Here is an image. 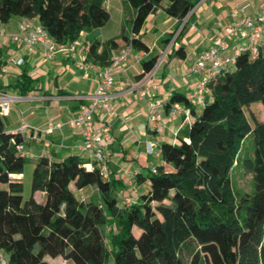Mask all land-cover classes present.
Returning <instances> with one entry per match:
<instances>
[{
    "label": "trees",
    "instance_id": "obj_1",
    "mask_svg": "<svg viewBox=\"0 0 264 264\" xmlns=\"http://www.w3.org/2000/svg\"><path fill=\"white\" fill-rule=\"evenodd\" d=\"M104 1L0 0V21L34 18L56 42L66 43L110 19ZM127 1L136 10L132 31L138 33L157 7L183 20L198 0ZM127 40L148 49L137 37ZM114 43L107 41L110 47ZM99 46L98 40L85 41L90 58L107 65L109 50L98 51ZM156 61L157 56L145 61L144 72ZM30 83L24 72L16 86ZM208 85L210 95L199 111L186 95L172 97L189 107L187 139L161 144L162 160L173 169L159 164L155 172L139 175L137 198L124 207L114 193L115 181L76 153L61 159L39 156L26 199L23 182L13 177L24 173L26 157L16 145L25 140L6 130L0 118V250L8 261L49 264L46 256H62L73 264H107L111 253L112 264H264V119L251 121L245 113L254 102L264 107V44L256 54L240 52ZM249 135L253 154L244 165L252 173V194L236 192L231 178ZM147 180L149 188L142 185ZM71 184L97 186L102 204L80 200ZM36 190L45 192L44 202L35 199ZM110 221L107 242L104 229Z\"/></svg>",
    "mask_w": 264,
    "mask_h": 264
},
{
    "label": "crops",
    "instance_id": "obj_2",
    "mask_svg": "<svg viewBox=\"0 0 264 264\" xmlns=\"http://www.w3.org/2000/svg\"><path fill=\"white\" fill-rule=\"evenodd\" d=\"M262 0H198L188 15L179 20L169 15L161 6L148 14L140 31L134 33L132 24L136 14L135 8L127 0H105L104 5L110 12V19L102 26L82 31L75 40L84 46L86 63L92 62L94 68L80 67L81 58L78 51H57L53 60L44 57L41 47L34 45L25 48L6 37L0 40V64L6 65L11 56L23 57L21 65L8 64V71L0 73V88L18 96L11 106L9 115H0L6 130L15 129L23 120L34 126L45 129L51 122L60 123L50 132L40 131L37 136L31 132L25 138L26 148L32 153L29 159L32 168L35 160L42 154L50 159H61L76 153L86 161L87 166L99 164L90 161L85 152L81 151L83 136L80 130L68 123L70 116L76 114L83 105L91 103L89 95L94 92L100 81L99 70L105 66L94 62L85 47L86 40H98L101 51L105 46L109 50L110 58L119 52L129 41L127 38L137 37L148 46L147 50L134 47V54L123 60L117 67L115 79L110 88L111 102L115 106V113L107 116L114 135L113 142L108 148V177L115 181V194L119 198L124 195L138 193L137 178L151 171L153 166L163 164L166 169L172 166L165 163L161 157V144L171 142L178 144L186 137L189 127L188 120L183 113L171 114L175 105H186L173 99L176 94L187 97L193 90V82L200 73L188 74L198 54L212 45L215 38L221 37L224 27L241 20L247 15H255L259 11ZM166 3V2H165ZM164 3V4H165ZM247 3H249L247 5ZM246 5L244 10L240 7ZM234 8H239L235 17ZM23 19L14 16L9 22L0 21L9 33L17 30V24ZM184 26L182 32L179 30ZM115 40L113 47L107 41ZM237 41H233L235 43ZM165 55L158 64L153 81L159 86L156 91L159 98L167 99L163 108L161 121H151L148 118V95L141 96L133 87V81L139 75H144V62L150 58ZM26 72L31 78L28 88H21L19 78ZM141 76V77H142ZM142 87L146 83L141 84ZM168 101H170L168 103ZM197 111L198 105L193 103ZM188 106V105H186ZM12 109L14 115L12 116ZM101 110H98V116ZM153 144V152L149 151V143ZM27 162V158L25 159ZM129 170L133 174L134 186L126 183L120 175ZM23 173L13 174L22 181ZM143 187L149 188V180ZM80 200L95 201L102 204L101 193L97 186L88 185ZM33 196L38 202L45 201V192L36 190ZM121 203V201H120ZM45 259L49 264H73L71 260L62 256Z\"/></svg>",
    "mask_w": 264,
    "mask_h": 264
},
{
    "label": "built area",
    "instance_id": "obj_3",
    "mask_svg": "<svg viewBox=\"0 0 264 264\" xmlns=\"http://www.w3.org/2000/svg\"><path fill=\"white\" fill-rule=\"evenodd\" d=\"M249 3H247L248 5ZM246 5L240 7L244 10ZM239 8H234L232 14L236 17ZM22 44L25 48H31L34 45L41 47L43 55L48 60H53L57 51H78L80 53L79 65L84 68H94L92 62L86 63L84 54V46L78 45L75 41L59 43L56 42L47 32V30L38 23L34 18L23 17L17 24V30L9 33L4 26L0 27V40L3 38ZM233 41H237L232 44ZM264 44V0L261 1L259 11L255 15H247L241 20L236 19L234 22L224 27V33L221 37L215 38L212 45L203 49L197 56L193 66L188 74L200 73V76L193 82V90L189 95V99L196 105H202L205 99L210 95V87L208 82L221 70L236 60V56L242 51H248L251 54L258 53ZM165 52L156 61L153 68L144 72V75L138 80L133 81V87L136 88L141 96L148 95V118L151 121L159 122L163 117V108L167 99L157 96L158 84L153 81V74L160 63ZM134 56V46L131 42L127 43L119 52L111 56L110 62L99 70L100 81L97 83L94 92L89 97L91 103L83 105L81 109L74 115L70 116L68 123L72 127L80 130L83 136L81 151L87 153L90 161H96L99 164L100 173L103 177L109 178L108 169V148L114 140L111 131V125L107 121V116L115 113V106L111 102L110 88L115 79L117 67L123 60ZM23 57L11 56L7 63L21 65ZM8 64H0V73L8 71ZM146 83L145 87L141 84ZM18 96L12 95L0 88V115H9L12 103ZM101 110L97 116L96 113ZM183 113L185 119L190 117L189 107L186 105H175L171 114ZM60 123H49L45 129H40L28 121L23 120L14 132L20 134L24 140L30 136L31 132H50ZM17 150L24 157H31L32 153L26 148L25 142L22 141L16 145ZM149 151L153 152V144L149 143ZM46 156V154H42ZM50 158L49 156H47ZM156 171V166L151 168ZM120 177L126 180V183L134 186L133 174L129 170H125ZM134 195L122 196L120 207H124L132 203ZM0 264H11L6 254L0 250Z\"/></svg>",
    "mask_w": 264,
    "mask_h": 264
},
{
    "label": "rangeland",
    "instance_id": "obj_4",
    "mask_svg": "<svg viewBox=\"0 0 264 264\" xmlns=\"http://www.w3.org/2000/svg\"><path fill=\"white\" fill-rule=\"evenodd\" d=\"M14 104L15 102H13L11 106L14 107ZM197 107L198 109L202 108L201 105H198ZM13 111L14 110L12 109V116L14 115ZM245 113L251 121H252L253 116L257 120L264 119V107L261 104V102H254L250 104L249 106L245 107ZM252 154H253V142H252V136L249 135L244 140V143L238 155L237 161L231 173L232 186L236 192L252 194L254 191V181L252 178V173L244 165V159L246 157H251ZM85 155H87V153H85ZM26 158H27V162L25 163L24 173H23L24 176L22 177L23 178L22 182H23V194H24V197L27 199L31 196V193H32V190H31L32 162L29 159V157H26ZM70 187L72 188L74 194L78 198H80L81 195L85 193L84 191H86V189L81 190L85 188L86 186L82 188H76L73 184H71ZM132 195H134V199L137 198L136 193ZM112 228H113V223L110 221L104 229V233L106 236L105 239L107 240V242L108 240L111 241V234L109 233L112 231ZM135 233L139 235L140 228L136 227ZM107 245H108V248H112L110 243H107ZM46 257L48 259L50 258V256H46ZM112 260L113 258L110 253L108 260H107V264H112Z\"/></svg>",
    "mask_w": 264,
    "mask_h": 264
}]
</instances>
